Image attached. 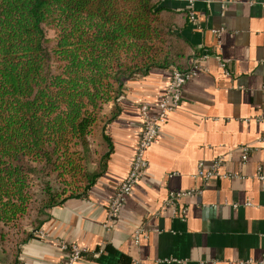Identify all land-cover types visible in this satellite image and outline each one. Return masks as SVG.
Returning <instances> with one entry per match:
<instances>
[{
	"label": "crops",
	"instance_id": "0c3cea01",
	"mask_svg": "<svg viewBox=\"0 0 264 264\" xmlns=\"http://www.w3.org/2000/svg\"><path fill=\"white\" fill-rule=\"evenodd\" d=\"M161 4L193 9L196 20L182 29L192 46L185 67L196 57L199 68L147 152L144 179L107 227V207L134 161L141 105L157 111L170 67L125 80L110 105L118 110L108 125L112 147L101 144L98 159L88 162V170L100 175L86 195L48 209L22 247L21 264H62L69 252L63 243L83 250L76 264H264V179L258 177L259 169L264 173V0ZM243 146L250 147L246 161ZM218 158L221 171L240 177L205 184L199 166ZM191 189L203 191L166 204L171 191ZM140 227L146 232L136 244Z\"/></svg>",
	"mask_w": 264,
	"mask_h": 264
},
{
	"label": "trees",
	"instance_id": "16d2710c",
	"mask_svg": "<svg viewBox=\"0 0 264 264\" xmlns=\"http://www.w3.org/2000/svg\"><path fill=\"white\" fill-rule=\"evenodd\" d=\"M187 20L161 0H0V264L88 193L125 80L186 69Z\"/></svg>",
	"mask_w": 264,
	"mask_h": 264
},
{
	"label": "built area",
	"instance_id": "2783aa9c",
	"mask_svg": "<svg viewBox=\"0 0 264 264\" xmlns=\"http://www.w3.org/2000/svg\"><path fill=\"white\" fill-rule=\"evenodd\" d=\"M209 2L210 0H206ZM193 1H191L192 5ZM189 20L195 21L196 15L192 8L189 11ZM171 79L167 86L166 91L160 96V101L158 102V109L155 113L150 111V106L146 103L141 105V129L139 133V138L137 142L136 153L132 167L126 176V178L117 187L114 196L112 197L108 207H107V219L105 225L112 228L119 219L120 212L126 202L127 197L131 194L135 185L141 182L149 166V161L147 158V152L151 147L155 138L161 133L163 125L166 123L169 115L175 111L181 104L182 93L185 84L188 80L196 74L199 68L198 58L192 57L191 66L184 70L179 69L176 66H171ZM242 160L246 161L249 157L250 147H241ZM223 166V158H218L209 167H203L201 164L198 169V177H200L203 182L209 183L215 178H237L240 177L236 173L221 171ZM258 177L264 179V173L259 169ZM202 189H191L184 191H171L169 197L166 200V204L176 206V203L183 198L192 197L202 194ZM143 227L135 230L133 236L134 243H139L140 238L145 234ZM64 249H67L68 256L67 260L62 264H76V262L83 257V250L77 245H67L62 244ZM176 261V260H175ZM136 264H140L136 262Z\"/></svg>",
	"mask_w": 264,
	"mask_h": 264
}]
</instances>
